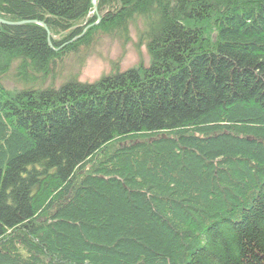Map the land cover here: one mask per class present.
<instances>
[{"label": "trees", "instance_id": "obj_1", "mask_svg": "<svg viewBox=\"0 0 264 264\" xmlns=\"http://www.w3.org/2000/svg\"><path fill=\"white\" fill-rule=\"evenodd\" d=\"M93 2L0 0V264H264V0Z\"/></svg>", "mask_w": 264, "mask_h": 264}, {"label": "rangeland", "instance_id": "obj_2", "mask_svg": "<svg viewBox=\"0 0 264 264\" xmlns=\"http://www.w3.org/2000/svg\"><path fill=\"white\" fill-rule=\"evenodd\" d=\"M143 30L141 24L136 29ZM131 28V35L128 41L112 40L103 36L90 51H81L78 57L71 56L65 59L62 64H58L54 74L51 73L47 86L54 78L56 87L68 82L72 78H77L81 83H96L103 76L109 75L113 67L118 65L123 72L137 67L141 62L144 65L150 63V57L145 47L144 41H140L138 31ZM144 43V44H143ZM13 73V72H12ZM7 88H20V83L13 77L4 81Z\"/></svg>", "mask_w": 264, "mask_h": 264}, {"label": "water", "instance_id": "obj_3", "mask_svg": "<svg viewBox=\"0 0 264 264\" xmlns=\"http://www.w3.org/2000/svg\"><path fill=\"white\" fill-rule=\"evenodd\" d=\"M95 1H96V0H94V2H93V4H94V11L97 12V7H96V5H95ZM0 24H2V25H6V26H10V27H17V26H22V25H26V24H35V25H39V26H41L42 28L45 29V31L47 32L48 37H51V34H50V32H49L47 26H46L45 24H43V23H38V22L8 23V22H5V21H3V20L0 19Z\"/></svg>", "mask_w": 264, "mask_h": 264}]
</instances>
